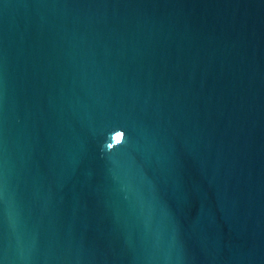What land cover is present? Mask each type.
<instances>
[{
  "label": "water",
  "instance_id": "water-1",
  "mask_svg": "<svg viewBox=\"0 0 264 264\" xmlns=\"http://www.w3.org/2000/svg\"><path fill=\"white\" fill-rule=\"evenodd\" d=\"M0 264H264V0H0Z\"/></svg>",
  "mask_w": 264,
  "mask_h": 264
},
{
  "label": "clouds",
  "instance_id": "clouds-1",
  "mask_svg": "<svg viewBox=\"0 0 264 264\" xmlns=\"http://www.w3.org/2000/svg\"><path fill=\"white\" fill-rule=\"evenodd\" d=\"M113 133H118L115 136V139H113ZM125 138V132L123 130H114L109 136L106 137L105 143L102 145V148L111 151L115 147L122 145L125 141Z\"/></svg>",
  "mask_w": 264,
  "mask_h": 264
}]
</instances>
